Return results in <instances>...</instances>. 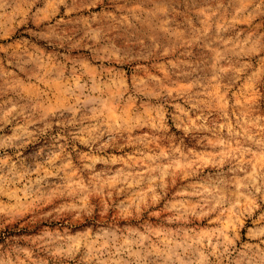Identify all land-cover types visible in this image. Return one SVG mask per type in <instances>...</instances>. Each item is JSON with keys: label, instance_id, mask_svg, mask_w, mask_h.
Segmentation results:
<instances>
[{"label": "clouds", "instance_id": "obj_1", "mask_svg": "<svg viewBox=\"0 0 264 264\" xmlns=\"http://www.w3.org/2000/svg\"><path fill=\"white\" fill-rule=\"evenodd\" d=\"M0 0V264H264V0Z\"/></svg>", "mask_w": 264, "mask_h": 264}, {"label": "rangeland", "instance_id": "obj_2", "mask_svg": "<svg viewBox=\"0 0 264 264\" xmlns=\"http://www.w3.org/2000/svg\"><path fill=\"white\" fill-rule=\"evenodd\" d=\"M198 3H199V6L206 11L205 6H204L202 0H198Z\"/></svg>", "mask_w": 264, "mask_h": 264}]
</instances>
